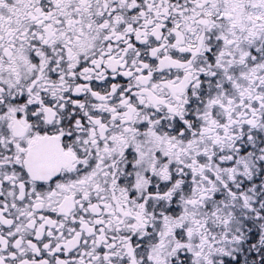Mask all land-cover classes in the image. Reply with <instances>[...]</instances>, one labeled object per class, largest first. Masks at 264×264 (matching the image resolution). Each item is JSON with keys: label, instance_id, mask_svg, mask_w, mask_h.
Segmentation results:
<instances>
[{"label": "snow or ice", "instance_id": "6c2138e0", "mask_svg": "<svg viewBox=\"0 0 264 264\" xmlns=\"http://www.w3.org/2000/svg\"><path fill=\"white\" fill-rule=\"evenodd\" d=\"M0 264H264V0H0Z\"/></svg>", "mask_w": 264, "mask_h": 264}]
</instances>
